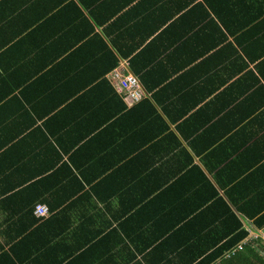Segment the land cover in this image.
<instances>
[{
    "label": "crops",
    "instance_id": "1",
    "mask_svg": "<svg viewBox=\"0 0 264 264\" xmlns=\"http://www.w3.org/2000/svg\"><path fill=\"white\" fill-rule=\"evenodd\" d=\"M193 170L264 191V0H0V264H177L159 196Z\"/></svg>",
    "mask_w": 264,
    "mask_h": 264
},
{
    "label": "trees",
    "instance_id": "2",
    "mask_svg": "<svg viewBox=\"0 0 264 264\" xmlns=\"http://www.w3.org/2000/svg\"><path fill=\"white\" fill-rule=\"evenodd\" d=\"M103 47L112 55V68H116L120 57L112 53L106 44ZM121 56L124 58L129 55L122 53ZM135 60V56L131 57L129 70L140 77ZM109 70L111 68L104 70V73L107 74ZM135 107L136 105L131 110ZM233 160L234 157L228 159L220 167L225 169ZM249 175L248 172L242 178L234 179L230 185L233 189H224L219 176L207 175L202 170L179 174L173 179L170 187L159 196L163 214L175 215L170 216L174 218V222L165 228L168 233L163 232V236L167 235L161 246L171 245L176 235H181L182 238L176 245V251L165 255L164 262L171 259L177 264H234L236 255L242 251L240 246H243V250L250 248L251 243L246 241L250 232L240 214L264 228V191L257 195L258 201L251 198L250 193L236 196L237 189L244 183L242 179ZM222 190L226 194L222 195ZM163 214L162 219H168Z\"/></svg>",
    "mask_w": 264,
    "mask_h": 264
},
{
    "label": "built area",
    "instance_id": "3",
    "mask_svg": "<svg viewBox=\"0 0 264 264\" xmlns=\"http://www.w3.org/2000/svg\"><path fill=\"white\" fill-rule=\"evenodd\" d=\"M113 75L117 78V92L124 96L130 105L137 104L144 98L145 93L139 81V77L133 74L128 68L120 66L113 71ZM48 213V207L43 205H38L36 207V214L39 217L46 216ZM240 250H243V246H240Z\"/></svg>",
    "mask_w": 264,
    "mask_h": 264
}]
</instances>
